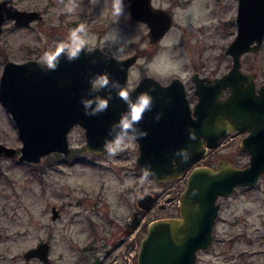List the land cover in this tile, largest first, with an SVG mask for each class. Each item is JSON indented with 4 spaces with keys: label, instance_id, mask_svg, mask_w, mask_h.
I'll list each match as a JSON object with an SVG mask.
<instances>
[{
    "label": "rangeland",
    "instance_id": "rangeland-1",
    "mask_svg": "<svg viewBox=\"0 0 264 264\" xmlns=\"http://www.w3.org/2000/svg\"><path fill=\"white\" fill-rule=\"evenodd\" d=\"M13 1L18 8H37L43 16L27 26H16L12 19L4 21L0 31V74L6 59L41 60L81 23L87 26L88 46L98 45L116 57L138 54L128 70L129 86L145 74L164 83L179 76L192 99V72L218 75L231 65L225 47L235 34L237 0H154L173 13L171 27L154 44L148 41L147 25L131 18L126 6L121 16L112 14V0H100L96 6L89 0H75L77 7L71 13L64 10L69 0ZM107 36L116 42L106 40ZM241 67L256 71V82H264V41L259 53L241 55ZM241 137L235 134L229 138L216 148L213 158L246 163L248 153L240 146ZM68 140L71 152L65 161L56 151L37 163L19 161L17 155L0 158V264H44L23 257L26 248L43 239L50 244L47 264H92L93 253L87 245L96 247L101 264H110L111 255L119 248L105 254L111 240L109 227L116 232L135 213L143 214L136 236L139 246L137 239L140 233L145 234L150 220L178 215L184 178L157 181L150 175L141 183L142 173L135 164V140L125 141L115 156L105 151L90 156L79 125L71 127ZM0 142L17 149L21 145L16 126L1 101ZM76 158L86 161L77 162ZM146 192L156 197L151 207L140 211L136 199ZM218 200L213 239L196 251L193 264H264V173L255 185L237 186ZM51 204L59 209L55 219L50 217ZM134 249V244L128 248L121 264L134 261L129 259Z\"/></svg>",
    "mask_w": 264,
    "mask_h": 264
},
{
    "label": "water",
    "instance_id": "water-1",
    "mask_svg": "<svg viewBox=\"0 0 264 264\" xmlns=\"http://www.w3.org/2000/svg\"><path fill=\"white\" fill-rule=\"evenodd\" d=\"M124 1L130 17L148 26L150 42H156L170 27V13L153 6L150 0ZM41 17L37 9L18 8L13 0H0V31L7 19L24 26ZM235 20V34L225 47L231 66L207 86L196 73L192 75L198 98L192 110L179 77L162 84L144 75L133 88L127 87L128 68L137 58L135 52L117 58L99 46L86 48L79 59L68 61L62 55L54 71L33 58L6 60L0 74V101L15 122L21 145L17 149L0 142V158L17 155L19 161L37 163L51 150L68 153L67 132L76 123L84 128L85 147L101 149L105 140L111 139V126L127 108L112 90L106 111L85 115L82 98L108 96L109 89L91 91L90 81L104 73L119 81L133 99L143 92L152 97L151 111L145 112L137 125L147 132L145 138L138 139L137 165L140 169L147 167L157 181L184 175L187 167L204 154L205 147L215 146L228 128L248 129L241 143L250 153L249 163L239 167L222 160L216 168L203 165L190 169L179 194L178 215L150 220L140 239L136 264H193L196 251L213 238L218 197L226 196L235 186L256 184L259 174L264 173V83L256 90L255 73L241 69V55L257 52L263 40L264 0H238ZM225 86H229V93L218 99ZM212 89L213 98L208 94ZM158 114L159 121L155 119ZM192 133L195 140L190 138ZM178 153H185L187 158ZM153 200V194L146 192L138 196L137 204L147 209ZM51 209L55 218L58 211L54 206ZM48 247L46 241H41L26 249L24 255L46 260Z\"/></svg>",
    "mask_w": 264,
    "mask_h": 264
},
{
    "label": "clouds",
    "instance_id": "clouds-1",
    "mask_svg": "<svg viewBox=\"0 0 264 264\" xmlns=\"http://www.w3.org/2000/svg\"><path fill=\"white\" fill-rule=\"evenodd\" d=\"M61 3L64 0H60ZM92 6H96L100 3V0H89ZM77 7L75 0H69L65 5L67 12L71 13ZM124 0H112V14L114 16H121L124 12ZM88 31L87 26L83 23L77 25L71 29L66 41L57 44L53 51H46L41 57L42 65L46 66L48 70H55L58 67L60 57L63 55L68 61L79 59L82 52L88 47ZM106 40H111L113 43L116 41L112 36L105 37ZM122 51V49H120ZM91 91L99 92L103 89H109L107 98H101L95 96L93 98H82L81 103L85 110V115L94 116L101 112H104L108 108V102L112 98V90H116V95L127 105L126 111L121 114L120 119L115 122L108 135L111 139H106L102 145L103 150L109 156L117 155L127 140H136L145 138L147 136L146 131L138 129L137 125L143 118V115L147 111L152 109V97L149 93L143 92L138 94L133 99L126 89H124L119 81L111 80L109 74H99L90 81ZM155 119L159 121L160 115L158 114ZM190 138L195 140L194 133L190 134ZM184 155L185 153H178ZM142 173L141 183L144 182L152 173L147 167L140 169Z\"/></svg>",
    "mask_w": 264,
    "mask_h": 264
},
{
    "label": "flooded vegetation",
    "instance_id": "flooded-vegetation-1",
    "mask_svg": "<svg viewBox=\"0 0 264 264\" xmlns=\"http://www.w3.org/2000/svg\"><path fill=\"white\" fill-rule=\"evenodd\" d=\"M238 1V0H237ZM150 2H151V4L153 5V6H155V7H160V8H163V9H165V10H167L169 13H170V15H171V24H172V21H173V13H172V11H171V9L170 8H168V7H163V6H161V5H158V4H155L154 3V0H150ZM13 4L15 5V3H14V1H13ZM124 5L126 6V8L128 9V7H127V4H126V2L124 1ZM237 6V5H236ZM31 9H37V8H31ZM40 13H41V15L43 16V14H42V11L41 10H39V9H37ZM236 12H237V8H236ZM236 16V15H235ZM41 19H42V17H41ZM41 19H37V20H41ZM140 22H142V21H140ZM30 23V22H29ZM234 23H235V31H236V20H235V18H234ZM146 24V23H145ZM27 26V25H26ZM170 27H171V25H170ZM169 27V28H170ZM169 28L167 29V30H169ZM147 30H148V26H147ZM167 30L165 31V33L167 32ZM164 33V34H165ZM147 34V33H146ZM163 34V35H164ZM162 35V36H163ZM161 36V37H162ZM147 37H148V35H147ZM160 37V38H161ZM159 38V39H160ZM159 39L156 41V42H150L149 41V38H148V41L151 43V44H154V43H157L158 41H159ZM263 41H264V36H263V40H262V42H261V45H260V47H259V50L257 51V52H255V51H249V52H251V53H254V54H257V53H259V51L261 50V46H262V43H263ZM95 46H98V45H94V46H88L87 48H93V47H95ZM100 47V46H99ZM55 47H53L52 48V50L54 49ZM101 48V47H100ZM51 50V51H52ZM101 50L103 51V52H105V53H109V52H106V51H104L102 48H101ZM247 53V52H246ZM109 54H111V53H109ZM132 54V53H131ZM244 54V53H243ZM111 55H113V54H111ZM130 55V54H129ZM114 56V55H113ZM128 55H126V56H124V57H127ZM114 57H116V56H114ZM124 57H117V58H124ZM137 57H138V54H137ZM30 59V58H29ZM33 59H35V58H33ZM6 60H10V59H6ZM5 60V61H6ZM27 60V59H26ZM38 60V59H37ZM136 60H137V58H136ZM135 60V61H136ZM4 61V62H5ZM23 61H25V60H23ZM38 61H40L41 62V60H38ZM17 62H21V61H17ZM4 64V63H3ZM132 65V64H131ZM130 65V66H131ZM129 66V67H130ZM231 66V65H230ZM230 68V67H229ZM228 68V69H229ZM227 69V70H228ZM241 69H243L242 67H241ZM128 70H129V68H128ZM226 70V71H227ZM244 71H248V72H254L255 73V76H254V78H253V81H254V85H255V89L256 90H258V88H259V86H260V84H262V83H264V82H256V77H257V72L256 71H249V70H245V69H243ZM225 71V72H226ZM225 72H222V73H220V74H218V75H208V74H205V73H203V75H201L199 72H197V71H194V72H192L191 73V75H190V80L192 81V84H193V95L195 96L194 98H190L189 96H188V94H187V89H186V86H185V82L179 77V76H176V77H179L180 79H181V81L183 82V84H184V87H185V91H186V96H187V99H188V105H189V107H190V109L192 110L193 109V106H194V104L197 102V100H198V98H197V95L194 93V88H195V82H194V80L192 79V75L194 74V73H196V75H197V77L198 78H200L202 81H203V86H207L208 84H211V83H213L214 82V79L216 78V77H220L223 73H225ZM145 75H148V74H145ZM144 76V75H143ZM142 76V77H143ZM150 76H152V75H150ZM142 77H140V79L142 78ZM152 77H154V76H152ZM172 77H174V76H172ZM171 77V78H172ZM155 78V77H154ZM139 79V80H140ZM157 79V78H156ZM139 80L134 84V85H132V86H129L128 85V73H127V87L129 88V89H131V88H133L138 82H139ZM158 80V79H157ZM171 80V79H170ZM169 80V81H170ZM160 83H162V84H166V83H168V82H166V83H164V82H161L160 80H158ZM204 88V87H203ZM229 86H225V87H223L222 89H221V91H220V93L218 94V99H223L228 93H229ZM208 94H209V96H211L212 98H213V96H214V90L212 89V91L211 90H209V92H208ZM214 104V103H213ZM191 115L192 116H194L192 113H191ZM11 116V115H10ZM12 118V117H11ZM13 120V119H12ZM13 122H14V120H13ZM14 124H15V122H14ZM74 125H79L78 123H76V124H73V125H71L70 126V128H69V130L71 129V127L72 126H74ZM16 126V125H15ZM79 126H81V125H79ZM82 127V126H81ZM83 128V127H82ZM16 129H17V127H16ZM69 130H68V132H69ZM248 129H235V128H228L227 130H225V132H224V134L219 138V140H218V142L216 143V145L215 146H213V147H208V146H206L205 147V151H204V154L200 157V158H198L197 160H195L194 162H192L191 163V165L190 166H188L187 167V171H186V173L184 174V175H182L181 177H183L184 178V181H186V176H187V173H188V171L190 170V169H192L193 167H195V166H203V165H207V166H211L212 168H216V165H217V163L219 162V161H222V160H224V159H222V158H220V157H217L216 159H214L213 158V156H214V154H215V150H216V148L217 147H219L220 145H222L223 143H225V142H229L228 140H229V138L230 139H232L233 138V136L235 135V134H242V137H241V139H240V146L242 147V148H244L245 150H246V152L248 153V160H247V162L246 163H244L243 165H239V164H232V163H230L229 161H227L228 163H230V164H232V165H236V166H239V167H242V166H245V165H247L248 163H249V158H250V153H249V151L245 148V147H243L242 146V143H241V140H242V138H243V136H245L247 133H248ZM68 132H67V139H68ZM83 134H84V137H85V133H84V128H83ZM200 139H201V141H202V143H203V139H204V136L203 135H201L200 136ZM85 141H86V137H85ZM136 142H137V155H136V158H135V164H136V170H139L140 171V168L138 167V165H137V157H138V154H139V142H138V139H136L135 140ZM68 142H69V140H68ZM84 148L86 149V151L88 152V154L90 155V156H96L97 154H102V153H104V150H103V148H101V149H99L98 151H96V150H89V149H87L86 147H85V142H84ZM53 151H56V152H58V153H60V154H62V158L60 159L61 161H65L66 159H67V157L68 156H70V152H71V147L69 146V151H68V153H63V151H58V150H51V151H49V152H47V153H45V154H43L42 156H41V158L43 157V156H45V155H47L48 153H50V152H53ZM207 156H209V159H206V157ZM41 158H40V160H41ZM76 160H77V162H84V161H86V159L85 158H76ZM75 160V161H76ZM226 161V160H225ZM90 162V161H89ZM141 172V171H140ZM261 174H263V173H260L259 174V176L261 175ZM259 176H258V179H259ZM257 182H258V180H257ZM256 182V183H257ZM184 185H185V182H184ZM255 185V184H254ZM252 186V185H251ZM235 187H237V186H235ZM234 187V188H235ZM245 187V186H244ZM234 188H233V190H234ZM232 190V191H233ZM140 196V195H139ZM153 196H154V200H155V197H156V195L155 194H153ZM220 197V196H219ZM218 197V198H219ZM138 198V197H137ZM153 200V201H154ZM153 203V202H152ZM151 203V204H152ZM52 206H54L56 209H57V211H58V215L55 217V218H57L58 216H59V209H58V207L55 205V204H51L50 205V211H51V215H52V209H51V207ZM136 206L140 209V211H143L144 209L142 208V207H139L138 206V204H137V199H136ZM149 207H151V205L149 206ZM148 207V208H149ZM50 215V217L52 218V216ZM55 218H52V219H55ZM142 221H143V214H140V216H138V213H135V215H134V217H132L129 221H126V224H125V226H123L122 228H119V230L118 231H114L113 229H111V227H109V230H108V234H109V236H110V239L111 240H109V244H108V246H106V248H105V254H110V251L111 250H113V249H117V248H119V250L118 251H116L115 253H113L112 255H111V258L109 259L110 260V264H121V263H123V261H122V259H123V257H125V260H126V258H127V253H128V248L130 247V246H133V244H134V246H135V249H134V252L133 253H131V257L129 258V259H131V258H134V261L132 260V263L131 264H136V257H137V246H138V244H137V241H136V236H137V234L139 233L138 232V230H140V226H142ZM140 224V225H139ZM140 227V228H139ZM121 236H125V237H123L122 239H120V237ZM142 234L140 233V235H139V239H137L138 240V242H140V239L142 238ZM213 239V238H212ZM41 241H46L47 243H48V251H47V259L46 260H43V259H40V258H38L37 256H32V257H26L25 255H24V251L26 250V249H28L29 247H32V246H36V244L38 243V242H41ZM136 241V242H135ZM212 241V240H211ZM98 242V240L96 239V243ZM36 244L35 245H32V246H29L28 248H26L24 251H23V257L24 258H26V259H32V258H35V259H38V260H40V261H42L44 264H47V263H49V258H50V256H49V248H50V244H49V242L46 240V239H43V240H39V241H37L36 242ZM98 245H99V243H97ZM91 245H87V247H89V250L90 251H92V253H93V260H92V264H101L102 262H101V258H100V256L101 255H98L95 251H96V247H90ZM208 246V245H207ZM206 247V246H205ZM204 248V247H203ZM113 257V258H112Z\"/></svg>",
    "mask_w": 264,
    "mask_h": 264
}]
</instances>
